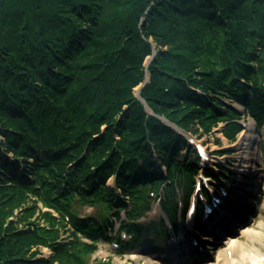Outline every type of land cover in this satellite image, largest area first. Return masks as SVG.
<instances>
[{"label": "trees", "instance_id": "obj_1", "mask_svg": "<svg viewBox=\"0 0 264 264\" xmlns=\"http://www.w3.org/2000/svg\"><path fill=\"white\" fill-rule=\"evenodd\" d=\"M248 116L262 129L264 0H0V264H112L102 240H165L142 218L159 199L185 221L200 159L182 132L234 143ZM230 163L204 171L220 183Z\"/></svg>", "mask_w": 264, "mask_h": 264}, {"label": "rangeland", "instance_id": "obj_2", "mask_svg": "<svg viewBox=\"0 0 264 264\" xmlns=\"http://www.w3.org/2000/svg\"><path fill=\"white\" fill-rule=\"evenodd\" d=\"M242 121L244 122L245 130L234 143H230L223 135L222 131L219 130H216L211 136H203L202 138L194 139L201 140L205 143L209 155V158L205 160L206 163L211 164L217 160H221L224 164L231 162L229 164L232 170L231 173H233L231 176V186L233 190L237 189V192L232 194L231 197L227 195L226 198L230 197L231 200L233 199L234 202L239 203L242 194L244 195L246 192V188L252 187L253 184L256 185L255 189L252 191V195L245 197L248 201L251 200L255 204V210L251 214L245 216L241 221L239 219L232 220V213L229 214L230 211H227L228 206L232 208L229 200V202L226 203V207L223 206L222 209L220 208L224 215L218 216V212L215 214L217 218L227 226L225 229H229L228 234L219 238L220 234H223L222 230H220L216 224L211 226V228L219 232L218 238L215 239L210 235L202 238L203 242L200 243L203 245L202 249H205V253L203 254L202 251L200 254L197 251L198 256L191 259V261L182 259L181 253L174 254L173 251L175 250H172V246H169V242H171L169 239L167 248L159 245L158 247L160 249H156L155 246L150 247L144 244L127 248L125 253L118 252L114 244L102 241L94 257H112L113 264H147L146 262L149 258L152 260L151 264H223L224 260L218 255L219 250L223 247L227 248L229 245L232 246L233 240L236 239L240 240L243 246L234 248L236 251L232 253L233 256L230 259L233 264H253L252 258H256L258 260L256 262L264 261L262 259L264 258V130L257 132L256 121L253 118L247 117L242 119ZM216 136L220 137L222 140L221 147L232 149L231 154H225L221 157L213 155V152L220 147V144L215 141ZM251 158H256L252 165L248 164ZM213 188L215 189L216 187L213 186ZM40 205L43 209H48L47 207H43L42 203H40ZM79 211L81 215L95 214L96 207L82 206L79 208ZM159 211L158 209V213ZM241 211L244 213L247 210L241 209ZM154 215H156L154 212L150 213L146 221L153 218ZM211 217L212 216H210V219ZM213 218L214 217H212V219ZM208 227L207 224H204V229ZM248 232H252L253 234L250 236ZM260 233H262V235L257 236ZM153 237L154 236L151 234L150 238ZM162 239L163 236L160 239L161 243L163 242L161 241ZM185 244V248L182 250L190 248L188 243ZM43 252L45 256L51 255V250L47 247L43 248ZM252 252L259 253L261 258L258 255L249 256L248 254Z\"/></svg>", "mask_w": 264, "mask_h": 264}, {"label": "bare ground", "instance_id": "obj_3", "mask_svg": "<svg viewBox=\"0 0 264 264\" xmlns=\"http://www.w3.org/2000/svg\"><path fill=\"white\" fill-rule=\"evenodd\" d=\"M255 159L256 158L249 159L248 164H251L252 165ZM248 233H249L250 236L253 234L252 232H248ZM260 235H262V233L258 234L257 236H260ZM232 246L229 245L228 248H222L221 249L220 256L224 260L223 264H233L232 262L230 263V259H231L230 253H232V251H229V249H232L233 250V253H235L236 250L234 248H238V247H241L243 245H242V242L240 240L234 239L233 242H232ZM248 255L249 256L250 255H252V256L258 255L260 257L259 253H253L252 252L251 254L249 253ZM251 260H257V259L256 258H252ZM259 262H261V261H259ZM146 263L147 264H151L152 263V260L149 258ZM257 264H260V263H257Z\"/></svg>", "mask_w": 264, "mask_h": 264}, {"label": "water", "instance_id": "obj_4", "mask_svg": "<svg viewBox=\"0 0 264 264\" xmlns=\"http://www.w3.org/2000/svg\"><path fill=\"white\" fill-rule=\"evenodd\" d=\"M155 52H156V50L154 49L153 54H154ZM151 57H152V55H150V56H148V57L146 58L145 65H147V63L150 61ZM148 80H149V74H148V72L146 71V75H145L144 81H143L142 83H140L137 87H135V95H136L138 98H140L143 102H144V100H143V99L141 98V96H140V90H141L142 86L145 84V82H147ZM144 105H145L146 108H148V106L146 105L145 102H144Z\"/></svg>", "mask_w": 264, "mask_h": 264}]
</instances>
